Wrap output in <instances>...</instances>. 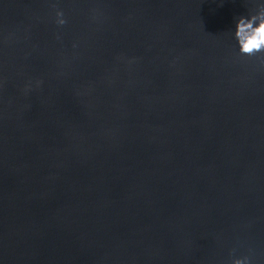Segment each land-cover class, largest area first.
<instances>
[{"label": "water", "instance_id": "water-1", "mask_svg": "<svg viewBox=\"0 0 264 264\" xmlns=\"http://www.w3.org/2000/svg\"><path fill=\"white\" fill-rule=\"evenodd\" d=\"M262 4L0 0V264H264Z\"/></svg>", "mask_w": 264, "mask_h": 264}, {"label": "clouds", "instance_id": "clouds-1", "mask_svg": "<svg viewBox=\"0 0 264 264\" xmlns=\"http://www.w3.org/2000/svg\"><path fill=\"white\" fill-rule=\"evenodd\" d=\"M264 7V4L260 5ZM63 17V12H57ZM67 21L58 19L57 23L64 25ZM235 37L238 41L241 55L255 56L264 52V12H250L248 16H241L236 24ZM233 264H249L247 257L235 259Z\"/></svg>", "mask_w": 264, "mask_h": 264}]
</instances>
